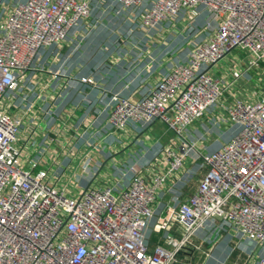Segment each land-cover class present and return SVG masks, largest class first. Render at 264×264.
I'll list each match as a JSON object with an SVG mask.
<instances>
[{"label":"built area","instance_id":"built-area-1","mask_svg":"<svg viewBox=\"0 0 264 264\" xmlns=\"http://www.w3.org/2000/svg\"><path fill=\"white\" fill-rule=\"evenodd\" d=\"M114 2L149 43L163 33L193 45L140 96L104 92L83 126L65 111L58 139L85 138L86 150L49 166L20 137L29 124L36 143L31 72L89 23L92 0H0V264H178L216 222L252 243L247 264H264V0ZM79 81L98 85L94 76ZM156 120L173 136L148 164L115 156L117 175L94 161L112 133L117 147ZM206 121L239 130L205 151L192 128ZM195 174L196 190L182 194L179 184ZM154 231L162 243L152 245Z\"/></svg>","mask_w":264,"mask_h":264},{"label":"crops","instance_id":"crops-1","mask_svg":"<svg viewBox=\"0 0 264 264\" xmlns=\"http://www.w3.org/2000/svg\"><path fill=\"white\" fill-rule=\"evenodd\" d=\"M92 7L93 13L89 23L82 24L76 33L70 34L68 40L61 47L46 49L36 68L31 72L33 83L30 85L34 84V91L29 92L26 103L36 101L33 106L36 112V122L39 124L36 135H33L36 143L31 145L32 142L28 141L30 135L33 134V128H30L29 124L23 126L20 137L29 150L34 152V155L39 156L42 152H46L45 157L49 166L56 164L52 161L54 156L63 159L64 156H71L76 152L77 155H82L86 150L85 142L87 140L85 138H80L78 141L73 138L68 144L71 138L69 133L58 139V133L65 121L63 115L65 111L72 113L73 125L83 126L86 115L94 112L92 105L104 92H119L125 96L136 93L137 96H140L152 86L160 74L167 71L165 69L169 65L186 59L185 53L189 47L188 38L174 34L166 37L161 33L160 36H155L157 39L154 41L155 43L151 41L150 44L145 33L137 29V38H135L139 40L137 44H132L128 40L127 42L122 41L114 47V40L119 35L118 30L114 31L118 21L121 20L128 27L135 24L125 14H116L117 6L114 0H92ZM5 13L6 7L0 4V28ZM203 20L205 22L204 18ZM186 41L187 43L184 44ZM170 45L173 46V49L168 51L167 46ZM176 47H181V50L177 52ZM182 49L186 50L185 53ZM85 76H94L98 85L81 83L80 78ZM39 95L41 99H37ZM18 113L21 114V111ZM104 120L105 116L99 117L101 123ZM227 128L230 129L227 130L229 137L226 141L239 130L238 126H228ZM200 130L201 127L198 124L192 128V132L202 135ZM210 134L212 135V133ZM172 136L173 133L159 120L144 129H138L131 137L127 138L126 143L125 141L119 143L117 147L115 144L118 142L119 136L112 133L103 140L105 147L94 157V161L100 160L105 164L106 172H110L109 174L115 172L118 175L123 167L114 169L115 156L124 161L123 165L125 166L146 165ZM137 138V142H134ZM221 144L215 140L206 142L207 148L211 150L219 148ZM200 146L202 148L203 143ZM135 147L136 150H134ZM205 170L206 168L203 172ZM127 176L129 179L131 174ZM199 176L198 174L191 176L195 178L194 183L182 182L179 184L181 192H184L182 194H191L196 190ZM169 197L170 195L167 194L165 199H169ZM217 232L218 230H214L212 233L210 227L202 231L200 236L212 243L204 242L200 249L188 247L182 252L181 261L178 264L181 262L184 264L186 259L190 261L188 264H247L252 243L248 240L244 241L242 237L233 234L229 229L227 231L221 229L219 239L211 241L210 239ZM151 236H158L155 239L156 242L152 243L151 241L152 245L163 242L161 231H154ZM236 238H242L243 241L239 242Z\"/></svg>","mask_w":264,"mask_h":264},{"label":"rangeland","instance_id":"rangeland-1","mask_svg":"<svg viewBox=\"0 0 264 264\" xmlns=\"http://www.w3.org/2000/svg\"><path fill=\"white\" fill-rule=\"evenodd\" d=\"M135 28V29H134ZM116 30H118L119 31V35H118V37L114 40V47H115V45H117V44H119V43H121L122 41H125V42H127L128 40L132 43V44H137V41H139V40H136L135 38H137V28L135 27V25H132V27H128V25H126L124 22H122L121 20L120 21H118V23L115 25V27H114V31H116ZM193 34L194 33H192L191 35V38H194V36H193ZM187 43V41L184 43V44H186ZM193 44H191L190 46H189V48L192 46ZM175 47V46H174ZM181 47H176V50H177V52H179V50H181L180 49ZM188 48V47H187ZM187 48H185L186 50H187ZM173 49V46L172 45H170V46H167V50L168 51H171ZM184 49H182V51H183ZM185 50V51H186ZM185 51H183V53H185ZM173 52V51H172ZM187 52H188V50H187ZM174 53H175V51H174ZM183 53H182V55H183ZM185 54H187V53H185ZM184 54V55H185ZM224 61H225V59H224ZM224 63V62H223ZM202 127H204L202 130H200V132L202 133V136L206 139V141H204L203 142V149L205 150V151H211V149H209V148H207V146H206V142H209V141H213V140H215V141H217V142H221V143H224L225 141H226V139L229 137V132L227 131V130H229L230 128H225V127H218L216 124H213L211 121H206V122H204V124H203V126ZM167 128V127H166ZM228 133H227V132ZM210 133H212V135L210 134ZM137 140H138V138L137 139H135L134 140V142H137ZM142 141V140H141ZM139 142V141H138ZM140 143V142H139ZM205 144V145H204ZM206 146V147H205ZM137 148L135 147L134 148V150H136ZM185 182L186 183H189V184H191V182H195V178H192V177H188V178H186V180H185ZM185 184V183H184ZM181 188H182V185L180 186ZM211 227H210V230H212V233L214 232V230H213V228L215 229V230H218V232H217V234L215 235L214 234V236L210 239L211 241H214V240H217V239H219L218 238V236H220V230L222 229V230H225V231H227L229 228H225V226H223L222 224H219V223H215V224H211L210 225ZM227 229V230H226ZM207 238V237H206ZM237 240H239V242H242L243 241V239H244V241L246 240L245 238H236ZM205 243L206 244H211L212 242H209V240L208 239H205ZM205 250V249H204ZM190 261H188V259H186V260H184V264H188ZM191 262H192V260H191ZM180 264H182V262L180 263Z\"/></svg>","mask_w":264,"mask_h":264},{"label":"trees","instance_id":"trees-1","mask_svg":"<svg viewBox=\"0 0 264 264\" xmlns=\"http://www.w3.org/2000/svg\"><path fill=\"white\" fill-rule=\"evenodd\" d=\"M151 238H152V240H151V241H152V243H153V242H156V240H155V239H157V238H158V236H151ZM153 240H154V241H153ZM182 254H183V253H181V254H180V258H181V255H182Z\"/></svg>","mask_w":264,"mask_h":264}]
</instances>
